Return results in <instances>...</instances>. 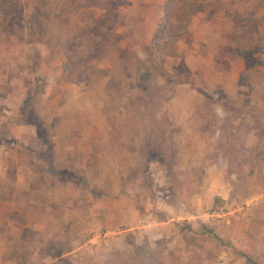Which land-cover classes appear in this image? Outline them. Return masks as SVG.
Returning <instances> with one entry per match:
<instances>
[{
    "label": "rangeland",
    "instance_id": "1",
    "mask_svg": "<svg viewBox=\"0 0 264 264\" xmlns=\"http://www.w3.org/2000/svg\"><path fill=\"white\" fill-rule=\"evenodd\" d=\"M0 264H264V0H0Z\"/></svg>",
    "mask_w": 264,
    "mask_h": 264
}]
</instances>
